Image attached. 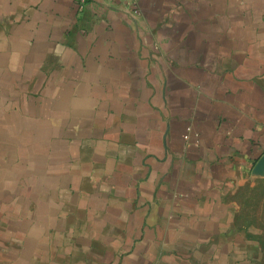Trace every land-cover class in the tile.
<instances>
[{
    "label": "crops",
    "instance_id": "crops-1",
    "mask_svg": "<svg viewBox=\"0 0 264 264\" xmlns=\"http://www.w3.org/2000/svg\"><path fill=\"white\" fill-rule=\"evenodd\" d=\"M186 2L0 0V264H257L264 0Z\"/></svg>",
    "mask_w": 264,
    "mask_h": 264
},
{
    "label": "rangeland",
    "instance_id": "rangeland-1",
    "mask_svg": "<svg viewBox=\"0 0 264 264\" xmlns=\"http://www.w3.org/2000/svg\"><path fill=\"white\" fill-rule=\"evenodd\" d=\"M121 0H109L110 5L117 4ZM126 1V0H122ZM129 1L130 12L133 14H138V11L132 10V5L136 6V2L139 0H127ZM174 3L181 4L185 0H173ZM201 0H187L185 3L191 11L195 8V5ZM209 2L207 4L206 10L207 14H236L249 15L250 14V0H216L223 2V5H219L215 8L213 6L215 0H203V2ZM135 8V7H134ZM133 8V9H134ZM205 10V11H206ZM249 10V11H248ZM236 17V16H235ZM0 120V132H7L6 126L1 125ZM3 135V133H2ZM0 135V136H2ZM7 138V134L1 140L0 139V172H4L6 165L11 163L8 143L10 142ZM6 188L0 189V224L5 223L7 218L10 216V206H12V200L6 197ZM234 193L232 196V202L235 205L237 211V222L240 226L250 228L253 237L259 242L261 247V258L257 261V264H264V173L256 175L254 177H249L247 181L239 184L233 189ZM14 205V204H13ZM5 227L0 226V239H4ZM18 235H16L17 237Z\"/></svg>",
    "mask_w": 264,
    "mask_h": 264
},
{
    "label": "built area",
    "instance_id": "built-area-1",
    "mask_svg": "<svg viewBox=\"0 0 264 264\" xmlns=\"http://www.w3.org/2000/svg\"><path fill=\"white\" fill-rule=\"evenodd\" d=\"M90 2L91 0H75V3L80 11H83L85 8H87Z\"/></svg>",
    "mask_w": 264,
    "mask_h": 264
}]
</instances>
